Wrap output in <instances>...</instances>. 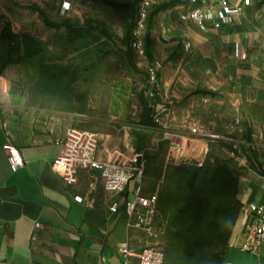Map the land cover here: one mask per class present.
<instances>
[{
	"label": "crops",
	"instance_id": "crops-1",
	"mask_svg": "<svg viewBox=\"0 0 264 264\" xmlns=\"http://www.w3.org/2000/svg\"><path fill=\"white\" fill-rule=\"evenodd\" d=\"M203 1L209 0H162L149 13L150 20L153 12L146 46L160 64L162 92L173 102L172 127L187 135L189 127L199 123L205 133L216 136L235 130L234 120L241 119L260 131L264 127L259 122L264 120V0H231L240 8L235 21L199 27L187 13L202 7ZM17 95L1 97L0 264H124L123 246L133 253L127 263L138 264L147 239L142 229L129 224L122 204L132 194L107 193L100 173L90 169H80L77 182L67 185L53 166L68 129L97 131L89 125L95 111L82 114L46 104L42 110L19 103ZM107 110L110 117L123 120L129 113L128 98L113 94ZM7 140L25 160L16 172L3 149ZM209 141V136L190 138L189 159L202 157L203 144L206 148ZM135 152L139 151L126 134L118 138L108 130L101 133L96 156L109 159ZM240 192L241 202L264 203V182L255 181ZM75 196H82L83 202L75 201ZM115 202L118 209L112 212ZM36 223L41 226L36 228ZM242 224L239 215L231 242L235 248ZM249 254L255 258L249 264H264L261 251Z\"/></svg>",
	"mask_w": 264,
	"mask_h": 264
},
{
	"label": "rangeland",
	"instance_id": "rangeland-1",
	"mask_svg": "<svg viewBox=\"0 0 264 264\" xmlns=\"http://www.w3.org/2000/svg\"><path fill=\"white\" fill-rule=\"evenodd\" d=\"M65 2L68 9L63 8ZM138 2L0 0V110L4 94H18V102L28 107L95 111L89 125L99 131L100 140L103 131H114L118 138L126 134L145 156V194L158 195L150 230L144 231L146 246L162 248L164 264H178L183 256L176 250L179 241L198 248L214 241L222 205L238 208L239 217L240 190L264 182V127L254 131L247 121L235 119V130L207 134L210 141L206 148L203 144L202 157L173 158L167 137L152 120L146 76L130 47ZM32 6L60 27L43 23ZM117 92L128 98L129 113L123 120L110 117L107 110ZM233 233L234 228L221 264L253 262L251 254L231 244ZM190 255L196 258L195 251ZM261 256L264 259V247Z\"/></svg>",
	"mask_w": 264,
	"mask_h": 264
},
{
	"label": "built area",
	"instance_id": "built-area-1",
	"mask_svg": "<svg viewBox=\"0 0 264 264\" xmlns=\"http://www.w3.org/2000/svg\"><path fill=\"white\" fill-rule=\"evenodd\" d=\"M161 1L139 0L134 26L130 35V47L136 65L144 71L146 76L145 95L148 99L154 124L167 137L173 158L187 160L192 151L189 147L190 138L200 135L207 136V133L199 123L190 126L187 135L175 131L172 127L173 102L162 92L160 64L146 46L150 9ZM63 8L68 9L69 3L65 2ZM239 15L240 8L232 5L231 0H209L203 1L202 7L190 9L187 18L196 26L201 27L208 22L230 23L235 21ZM99 140L100 134L97 131L71 127L61 141L60 151L54 161V169L67 185L77 182V174L80 169L98 171L102 178L103 188L107 193L124 195L130 192L132 194L133 200L126 196L122 201L128 215L129 224L143 231L150 230L158 195L157 193H144L142 180L146 160L143 152H135L131 156L120 154L109 159H98L96 152ZM3 149L7 154L12 172H16L24 166L25 160L20 149L11 140L4 143ZM74 200L82 203L83 197L75 196ZM118 205L115 202L110 210L115 212ZM239 215L243 218V231L241 236L238 237L236 247L244 253L260 252L264 247V203L241 202ZM40 226V223L35 224L36 228ZM120 251L124 257V264H128L127 257L133 254L132 251L127 246L121 247ZM164 263L165 252L160 247L145 246L138 254V264ZM223 264L237 263L224 262ZM256 264L263 263L258 262Z\"/></svg>",
	"mask_w": 264,
	"mask_h": 264
},
{
	"label": "trees",
	"instance_id": "trees-1",
	"mask_svg": "<svg viewBox=\"0 0 264 264\" xmlns=\"http://www.w3.org/2000/svg\"><path fill=\"white\" fill-rule=\"evenodd\" d=\"M37 11L43 18V22L46 25H50L53 27H60V24L53 22L49 19L47 14L41 8H36ZM5 32V31H4ZM224 180H227L225 175L223 177ZM230 187L225 189L224 195L228 194V190ZM222 209V218L220 226L217 228L215 232L214 241H206L200 244V248H198L195 244L190 241L181 242L179 241L176 244V250L180 251L183 254L178 261V264H221L225 247L227 245V241L230 237V234L236 224L238 218V208L228 209L225 205ZM193 251L196 252V258H191V253ZM166 260V255H165Z\"/></svg>",
	"mask_w": 264,
	"mask_h": 264
}]
</instances>
